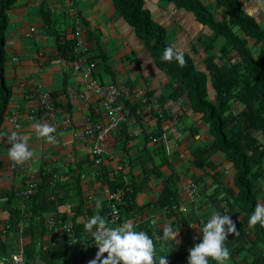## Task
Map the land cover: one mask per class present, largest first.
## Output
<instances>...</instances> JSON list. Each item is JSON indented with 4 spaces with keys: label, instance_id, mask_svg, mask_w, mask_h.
Masks as SVG:
<instances>
[{
    "label": "crops",
    "instance_id": "0c3cea01",
    "mask_svg": "<svg viewBox=\"0 0 264 264\" xmlns=\"http://www.w3.org/2000/svg\"><path fill=\"white\" fill-rule=\"evenodd\" d=\"M200 1L212 10L225 11L215 0ZM239 1L243 11L264 27V10H254L251 0ZM144 6L166 28L168 44L188 56L197 70L206 71V57L211 52L218 55L226 43L220 36L208 52L206 46L216 32L200 24L193 12L168 0H144ZM77 14L82 20V36L96 61L95 78L102 84L121 86L122 102L131 118L111 133L99 165L94 160L92 140L82 141L79 135L97 121H106L103 99L92 96L85 102L80 97L86 93L81 75L74 71L72 58L60 51L72 40V18ZM8 16L5 78L12 97L0 126V237L6 244L5 254L22 251L25 264H77L75 259L82 255V264H89L96 251L83 226L97 212V198L102 200L99 214L107 219L108 209L102 211L108 208L106 191L112 190L107 181L116 179L128 184L130 194L131 213L123 215L122 222L146 234L156 230L155 254L181 251L188 257L189 250L201 242L199 229L219 208L225 213L226 201L238 193L233 164L221 151L214 150L204 164H196L200 161H196V154L214 143L202 114L190 108L184 96L173 97L176 80L160 69L112 0H17ZM42 90H49L54 97L59 117L69 119V124L54 135L55 143L36 134L39 123L30 116ZM208 90L212 99L210 81ZM144 97L158 100L160 115L155 106L140 111ZM232 108L238 111L242 106L233 102ZM13 112L21 123L19 130L8 120ZM133 130L139 134L134 135ZM13 132L33 152L26 163L35 173L36 186L57 188L58 196L48 211L32 220V227L21 221L17 228L9 229V209L25 208L19 195L24 178L8 158L11 145L7 137ZM118 165L122 166L120 172H116ZM191 182L199 187L195 198L184 190ZM7 192L19 196L10 206ZM173 204L181 209L164 212V205ZM151 220L156 221L154 226ZM62 224L70 225L73 232L64 231ZM27 225L30 228L26 229ZM164 225H171L173 235L178 232L173 240L161 239ZM71 240L74 245L68 246ZM0 264H4L1 257Z\"/></svg>",
    "mask_w": 264,
    "mask_h": 264
},
{
    "label": "trees",
    "instance_id": "16d2710c",
    "mask_svg": "<svg viewBox=\"0 0 264 264\" xmlns=\"http://www.w3.org/2000/svg\"><path fill=\"white\" fill-rule=\"evenodd\" d=\"M16 1L0 0V126L12 97L5 78V44L9 24L8 10ZM112 1L117 11L134 29L136 36L155 57L160 69L176 80L178 86L174 89L173 97L184 96L190 108L201 113L207 122L214 136V143L196 154V161L200 159L196 164H204L214 150L221 151L233 164L234 182L238 193L233 195L232 201H226L223 207L227 208L226 212L237 229V234H230L225 241V246L231 251L230 260L233 264H264V228L259 224L248 226L255 205L264 203V27L243 11L239 0H215L216 5L224 9V12L207 8L200 0H168L178 7L190 10L200 24L216 32L206 46L208 52L214 48V42L218 37L226 39L218 55L211 52L206 57L204 61L206 71H200L185 55L187 62L185 67H178L175 60L172 62L161 60L165 48L170 46L166 38V28L151 17L144 6V0ZM47 13L44 10L43 15L46 16ZM64 44L60 49L62 55L71 57L73 39ZM255 49L258 50L256 53ZM233 51L235 54L231 55ZM208 81L211 82L214 92L212 99ZM233 102H239L241 110H233ZM256 133L260 135L256 136ZM14 168L16 169V166ZM107 182L112 190L116 187H125L123 181L116 179ZM56 189L48 188L45 184L36 186L23 211L19 207L9 209V229L17 228L21 221L28 222L32 227V220L48 211L54 204L58 196ZM128 192L129 190L126 191L124 203L119 208L121 221L123 215L127 217L131 213ZM6 196L8 206L19 198L15 192H7ZM213 196L217 199L218 192ZM107 209L106 206L102 211ZM219 209L222 214H226L222 208ZM30 227L27 225L26 229ZM147 235L153 242L155 241L152 231H147ZM5 253L6 244L0 237L1 260L2 257L8 256ZM163 256H166L168 264H187V257H184L181 251L158 252L154 259L158 260ZM238 257L239 260L236 259ZM208 259L209 264H220L210 257ZM75 260L77 264L84 261L82 255Z\"/></svg>",
    "mask_w": 264,
    "mask_h": 264
},
{
    "label": "built area",
    "instance_id": "2783aa9c",
    "mask_svg": "<svg viewBox=\"0 0 264 264\" xmlns=\"http://www.w3.org/2000/svg\"><path fill=\"white\" fill-rule=\"evenodd\" d=\"M72 22L73 27V41L74 47L72 51V67L75 72L80 73L86 93L81 94L80 97L85 101L89 102L90 97H101L103 99V109L106 121L99 120L94 123L91 127L85 128V130L79 135L80 140L87 141L92 140V152L94 160L97 165L101 164L104 159L105 148L107 140L111 133L116 130L120 124L130 122L129 110L125 107L122 102L123 90L117 83L102 84L97 81L94 76L96 69V61L93 54L91 53L89 45L86 43L82 36V20L77 14L73 16ZM155 106L156 110L161 114L160 103L157 99H148L144 97L141 100L140 111H148ZM8 120L12 127L16 130L21 128V123L18 120L15 112L9 113ZM32 119L36 120L39 124H50L55 127L56 131L52 135L58 134L62 128H65L69 124V119L60 118L56 102L49 90H42L39 94L38 105L30 112ZM142 117V116H141ZM134 135H138V130H133ZM116 172L122 171V166L116 167ZM16 171L22 173L23 181L25 183L24 188L20 191L21 203L25 207L27 199L33 193L36 182L33 180L35 173L29 168L28 164L16 166ZM128 184L125 182V187H117L114 190L109 191L108 195V212L107 220L109 221V227H119L124 222L120 220V205L124 203V195L128 191ZM186 195L190 198L197 197L199 193V187L195 182L189 183L184 188ZM181 207L173 205H164L163 210L166 213L180 210ZM151 226L156 224L155 220L150 221ZM64 231L72 233L73 229L70 225L62 224L61 227ZM154 238L158 239L159 234L156 230L153 231ZM92 247L97 252L98 249L95 246L94 240L92 239ZM74 241L68 242V246H73ZM161 248L165 249V243H160ZM107 255L106 253L104 254ZM4 264H25L22 251H16L10 253L8 256L2 257Z\"/></svg>",
    "mask_w": 264,
    "mask_h": 264
},
{
    "label": "clouds",
    "instance_id": "9594fccd",
    "mask_svg": "<svg viewBox=\"0 0 264 264\" xmlns=\"http://www.w3.org/2000/svg\"><path fill=\"white\" fill-rule=\"evenodd\" d=\"M251 7L256 11L264 10V0H251ZM161 60L165 62L175 60L178 67H185L187 64L184 53L172 46L165 48ZM35 129L39 137L50 143L56 142V137L52 135L56 129L52 125L36 124ZM7 140L11 145L8 149V158L13 162V166L23 165L33 158V152L15 132L11 133ZM95 207L97 212L83 226L98 249L89 264H168L166 256L154 259V242L145 232L134 231L133 225L128 222L119 227H109V221L99 214L102 207L101 199L97 198ZM257 224L264 228V203L255 205L248 220L249 227ZM199 231L202 233L201 242L189 250L187 264H209V257L220 264L230 259L231 251L225 246V241L230 234H237V229L229 214L222 215L219 211L213 213ZM177 233L173 235L171 225H164L161 239L173 240Z\"/></svg>",
    "mask_w": 264,
    "mask_h": 264
}]
</instances>
